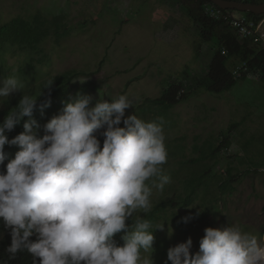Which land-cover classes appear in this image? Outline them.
<instances>
[{"label":"rangeland","instance_id":"374dc122","mask_svg":"<svg viewBox=\"0 0 264 264\" xmlns=\"http://www.w3.org/2000/svg\"><path fill=\"white\" fill-rule=\"evenodd\" d=\"M193 5L189 0H0V24L15 17L29 19L36 13L48 18L62 14L69 32L57 44L53 38L42 42L39 49L44 57L15 47L3 53L0 80L16 76L24 85L22 92L10 98L34 95L41 81L76 70L89 76L80 75L70 83L67 102L84 94L93 97V104L100 97L110 101L126 94L134 108L126 109L125 116L135 113L145 121L163 117L168 151L163 168L170 183L162 191L153 189L151 204L184 197L181 182L186 185L213 163L192 165L189 160L201 151L209 153L219 137L231 130L227 135L231 145L218 153L212 178L198 190L195 201L183 208L166 206L159 214L158 224L163 227L153 232L154 264H171L167 250L189 237L193 241L190 251L195 254L207 227L237 225L264 242V170L239 163L247 156L260 161L264 154V65L251 63V71L229 91L186 90L187 99L167 111L155 108L140 114L146 99L159 97L169 83L183 78V72L206 74L212 50L210 44L201 42L189 17ZM30 58H41V62L32 64L34 69L27 67ZM21 69L23 75H19ZM60 113L55 109L43 117L42 135L44 125ZM102 131L97 136L103 141ZM245 142L249 149L243 152ZM228 168L235 177L222 194L217 186L228 180ZM145 214L140 210L133 215L138 219ZM172 215L178 218L174 220ZM150 255L151 250L142 251V256Z\"/></svg>","mask_w":264,"mask_h":264},{"label":"clouds","instance_id":"9594fccd","mask_svg":"<svg viewBox=\"0 0 264 264\" xmlns=\"http://www.w3.org/2000/svg\"><path fill=\"white\" fill-rule=\"evenodd\" d=\"M23 87L16 76L0 80V106ZM37 101L22 94L0 123V220L10 230L8 260L26 251L33 264H154L153 232L163 226L154 228L143 218L133 222L132 217L150 211L153 189L162 191L170 183L163 168L168 161L163 117L145 121L135 113L125 116L126 109L134 108L126 94L110 101L100 97L94 104L84 94L64 102L38 137L33 118ZM22 121L24 131L9 139L6 133ZM5 145L20 150L3 167ZM121 232L124 243L118 246L114 236ZM204 232L199 251H190L189 237L167 250L168 261L264 264V242L256 235L237 225ZM34 235L35 241L30 239ZM149 250L150 256H142Z\"/></svg>","mask_w":264,"mask_h":264},{"label":"trees","instance_id":"16d2710c","mask_svg":"<svg viewBox=\"0 0 264 264\" xmlns=\"http://www.w3.org/2000/svg\"><path fill=\"white\" fill-rule=\"evenodd\" d=\"M164 2L166 0H158ZM176 1V0H173ZM209 2V0H205ZM231 1H243L247 3H261L263 1L255 0H231ZM193 9L188 10L189 17L196 29L198 37L202 43L210 44L212 50V57L208 63L206 74L203 76H194L188 74V72H183V78L177 79L172 83H169L166 88L162 90L159 97L155 99H146L139 110L143 109L140 114L144 115L146 112L152 111V109L159 108L163 111L174 107L180 102L187 99L188 93L184 94L186 90H202L211 94H219L221 92L229 91L235 83L245 78V76L251 71L249 65L253 62H257L264 65V49L252 43L250 39L239 38L230 27L227 25L229 16L234 14L231 11L220 10L221 17L218 20H214L208 17L203 8V4L200 2H194ZM249 18L258 20L264 15L255 16L251 14H243ZM227 27L228 30H225ZM69 35L68 29L63 21L62 14L55 15L53 17H43L39 13H36L29 19L22 17H15L8 22H3L0 24V69L2 68V55L3 53L11 48L15 47L22 51L27 50L29 55L40 54L42 57V50L39 49V45L48 38H53V41L57 44L61 39ZM35 62H41V58L38 60L29 59V66L33 68ZM33 64V65H32ZM240 64H246V72H241L240 77L235 78L233 75V70L237 68ZM24 69L20 70L19 75H23ZM1 74V71H0ZM80 75L82 72L76 70L66 71L58 76L51 79L43 80L39 83V90L36 92L34 97L38 98L37 106L33 111V118L37 121L39 128L37 131V136L42 137L40 132L41 122L44 116L54 113L55 109L62 111L64 102H67V93L69 91L70 83ZM89 76V75H88ZM51 80L54 81L51 88H45L47 82ZM264 90V82L262 83ZM22 96H14L9 98V100L0 108V123L3 122L5 116L10 110L14 109L21 99ZM139 112V111H138ZM28 118L25 117V120ZM144 120V118H142ZM121 124L119 125L121 127ZM239 124H236L238 126ZM23 121L20 125L16 126L14 131L11 133H6L9 139L14 138L16 135L23 132ZM231 132L230 129L226 131V134L221 135L219 138V143L217 146L214 145L210 152L205 151L199 152V156L196 159L189 160V163L194 165L200 162L213 161L207 167H204L195 179L186 185L182 184L181 188L184 197H179L177 199L172 198L168 201H155L152 204L150 211H148L143 217V219L152 222L153 227L159 226L158 220L160 219V213H162L166 206H174L176 208L188 207L197 198L198 190L204 187L205 181L212 178L211 169L217 161V155L221 149H228L231 145L228 134ZM103 141L101 140V146ZM249 149V142L242 144V151L245 152ZM19 147L16 145H5L6 159L2 164L6 167L7 163L15 157V153L19 151ZM239 163H246L249 167L263 169L264 170V154L260 161H253L250 156L245 157L244 160H240ZM249 170V169H248ZM248 170H245L248 173ZM226 175L228 180L219 181L218 189L224 194L228 189L229 181H233L235 176L231 175V169L226 170ZM219 192V193H220ZM178 196V195H177ZM173 219H177L176 215H172ZM133 222L136 218L132 217ZM132 220L126 221L129 225L132 224ZM183 221L180 222L182 224ZM159 229L154 230V232ZM264 233V228L262 234ZM123 232L117 233L114 236V241L118 246H122L124 241L122 236ZM31 240L35 241V235L30 237ZM11 243L10 230L4 227L2 220H0V261H7V264H33L32 257L29 253L21 252L17 254V257L12 260H8V254L5 249ZM39 258H37L38 260Z\"/></svg>","mask_w":264,"mask_h":264},{"label":"built area","instance_id":"2783aa9c","mask_svg":"<svg viewBox=\"0 0 264 264\" xmlns=\"http://www.w3.org/2000/svg\"><path fill=\"white\" fill-rule=\"evenodd\" d=\"M189 1L202 3L204 12L208 17L214 20L220 19V10L210 2H206L205 0ZM227 25L239 38L250 39L252 43L259 45L264 49V17L255 20L243 14L239 16L231 14L229 16ZM241 72H246V64H240L235 70H233L234 77H240Z\"/></svg>","mask_w":264,"mask_h":264},{"label":"water","instance_id":"95a60500","mask_svg":"<svg viewBox=\"0 0 264 264\" xmlns=\"http://www.w3.org/2000/svg\"><path fill=\"white\" fill-rule=\"evenodd\" d=\"M211 4L222 11H231L239 14H251L255 16L264 15V2L247 3L231 0H209Z\"/></svg>","mask_w":264,"mask_h":264}]
</instances>
